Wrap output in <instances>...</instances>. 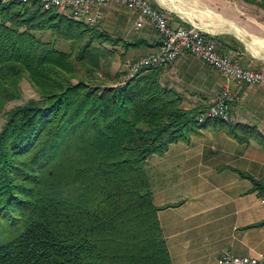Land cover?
Instances as JSON below:
<instances>
[{
	"label": "trees",
	"instance_id": "1",
	"mask_svg": "<svg viewBox=\"0 0 264 264\" xmlns=\"http://www.w3.org/2000/svg\"><path fill=\"white\" fill-rule=\"evenodd\" d=\"M94 40L136 45L37 2L0 0V111L21 98L25 76L39 94L0 127V264H172L147 158L204 128L264 149L253 125L199 121L203 107L185 108L162 68L95 81L105 53Z\"/></svg>",
	"mask_w": 264,
	"mask_h": 264
},
{
	"label": "crops",
	"instance_id": "2",
	"mask_svg": "<svg viewBox=\"0 0 264 264\" xmlns=\"http://www.w3.org/2000/svg\"><path fill=\"white\" fill-rule=\"evenodd\" d=\"M154 1L174 22L198 25L211 19L209 30L228 44L223 52L244 65L264 61L255 47L256 37L264 30V0L262 5L243 0H199L204 10L194 8L197 0ZM122 9L107 5L104 26L114 36L136 42L128 48L131 58L154 52L158 40L155 28L147 21L135 29L136 12ZM160 78L180 92L187 109L203 107L227 84L239 95L231 107V121L253 125L264 134L263 86L226 80L217 69L187 52L162 68ZM147 166L152 200L161 207L157 217L172 264H222L224 250L264 259V203L260 200L264 149L255 140L242 142L223 131L204 128L190 141L172 142L163 154L150 155Z\"/></svg>",
	"mask_w": 264,
	"mask_h": 264
},
{
	"label": "built area",
	"instance_id": "3",
	"mask_svg": "<svg viewBox=\"0 0 264 264\" xmlns=\"http://www.w3.org/2000/svg\"><path fill=\"white\" fill-rule=\"evenodd\" d=\"M23 3L37 2L42 9H57L73 19L90 26L104 17V8L112 2L136 12L134 28L140 29L145 22L155 28L158 40L154 52L144 54L126 64L123 80L151 67L166 68L183 53H190L217 69L226 80L234 79L244 84H258L264 87V64L244 65L233 55L220 50L216 34L189 21L174 22L159 5L152 0H18ZM237 91L225 84L215 92L197 115L199 121L210 117L231 120V107L238 100ZM264 203V192L260 195ZM222 264H264L260 255H236L224 250L220 255Z\"/></svg>",
	"mask_w": 264,
	"mask_h": 264
},
{
	"label": "rangeland",
	"instance_id": "4",
	"mask_svg": "<svg viewBox=\"0 0 264 264\" xmlns=\"http://www.w3.org/2000/svg\"><path fill=\"white\" fill-rule=\"evenodd\" d=\"M152 1L155 4H157V2H155L154 0H152ZM110 5L116 6L119 9L125 8L123 5H121L117 2H112L109 4V6ZM194 8H197L200 10V9H205L206 7L201 5L199 0H197ZM54 10H56L60 13H65V12H62V11L57 10V9H54ZM198 13H199V11H198ZM204 14H205V12L202 13L203 16H205ZM198 15L199 14H197V16ZM259 17H262V16L260 15ZM209 21H211V19H209V20L206 19V21L202 20V22H198V25L199 26L201 25V27H204L205 29H206V27H207V29H211L212 25ZM102 22H103V18L101 19V21H99L94 26H96L102 30L105 29V31H108L113 38H116L117 36H114L110 32V30L108 29V26H104V23H102ZM203 22H208L209 23L208 26H204L202 24ZM35 33L43 39H50V40L56 42V45L60 48H63L66 50L68 49V43L66 41L57 38L56 36L52 35L49 31L43 32V31L38 30V31H35ZM256 39H258V40H255V41H257L256 42L257 46L255 45V47L258 51V55L264 56V42L259 41V40L264 39V30H263V32L260 33V35L258 37H256ZM233 42L236 45H238L235 41H233ZM93 43L100 51L105 53V56L100 58V66L98 68L94 69V71L92 73V78L99 83H101V82L112 83V82H116L117 80H121V78L123 80V74L125 73L124 71H126V64L131 62L133 59L137 58L138 56L131 58L129 55L128 49L126 47H124L121 43L98 42V40H94ZM238 46H240V45H238ZM139 56H141V55H139ZM261 64H264V61L262 63L257 64L256 66H259ZM171 65H169V66H171ZM79 69H80V74H82L84 69L81 66L79 67ZM122 72H124V73H122ZM20 89H21V93H22L21 98L10 100L9 102H7L5 104L4 108L0 111V127L3 125V123L5 121V115H4L5 111L11 109L12 107H15L19 104L26 102L30 98H38L39 97L38 92L36 91V89L34 88L32 83L28 80V78L26 76L23 77L20 81ZM229 121H231V120H229Z\"/></svg>",
	"mask_w": 264,
	"mask_h": 264
},
{
	"label": "bare ground",
	"instance_id": "5",
	"mask_svg": "<svg viewBox=\"0 0 264 264\" xmlns=\"http://www.w3.org/2000/svg\"><path fill=\"white\" fill-rule=\"evenodd\" d=\"M169 1V0H168ZM170 2V1H169ZM174 2V1H173ZM172 2V3H173ZM174 4V3H173ZM176 5V4H175ZM177 6V5H176ZM171 7H173V6H171ZM197 10V9H196ZM204 10V9H203ZM207 10V9H206ZM194 11V10H193ZM198 11V10H197ZM181 12V11H180ZM182 12H184V11H182ZM200 12V11H199ZM187 13V12H186ZM188 14V13H187ZM194 15V14H193ZM193 15H191V16H193ZM205 15V14H204ZM210 15V14H209ZM190 16V15H189ZM213 15H211V17H212ZM223 18V17H222ZM195 19V18H194ZM206 21V20H205ZM223 23V22H222ZM210 28V27H209ZM260 42H264V39H262V40H259ZM253 49H255V48H253Z\"/></svg>",
	"mask_w": 264,
	"mask_h": 264
}]
</instances>
